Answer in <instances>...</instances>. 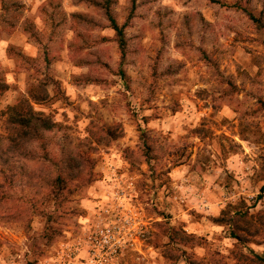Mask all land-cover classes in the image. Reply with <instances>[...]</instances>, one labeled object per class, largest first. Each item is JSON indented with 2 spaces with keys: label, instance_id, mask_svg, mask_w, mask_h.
Here are the masks:
<instances>
[{
  "label": "clouds",
  "instance_id": "clouds-1",
  "mask_svg": "<svg viewBox=\"0 0 264 264\" xmlns=\"http://www.w3.org/2000/svg\"><path fill=\"white\" fill-rule=\"evenodd\" d=\"M0 264H264V0H0Z\"/></svg>",
  "mask_w": 264,
  "mask_h": 264
}]
</instances>
